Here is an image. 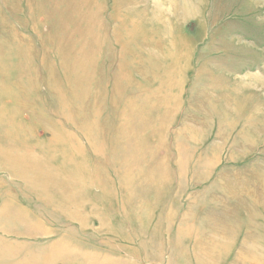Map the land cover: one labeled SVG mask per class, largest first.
<instances>
[{
	"label": "rangeland",
	"instance_id": "rangeland-1",
	"mask_svg": "<svg viewBox=\"0 0 264 264\" xmlns=\"http://www.w3.org/2000/svg\"><path fill=\"white\" fill-rule=\"evenodd\" d=\"M0 247L264 264V0H0Z\"/></svg>",
	"mask_w": 264,
	"mask_h": 264
},
{
	"label": "crops",
	"instance_id": "crops-1",
	"mask_svg": "<svg viewBox=\"0 0 264 264\" xmlns=\"http://www.w3.org/2000/svg\"><path fill=\"white\" fill-rule=\"evenodd\" d=\"M4 262V264H20L16 261V254L10 250L6 252L4 248L0 247V263Z\"/></svg>",
	"mask_w": 264,
	"mask_h": 264
}]
</instances>
